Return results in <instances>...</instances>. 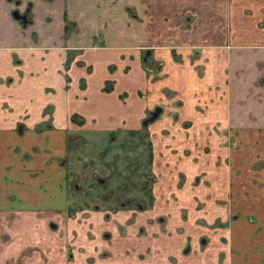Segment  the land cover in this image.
Instances as JSON below:
<instances>
[{
  "label": "crops",
  "instance_id": "obj_1",
  "mask_svg": "<svg viewBox=\"0 0 264 264\" xmlns=\"http://www.w3.org/2000/svg\"><path fill=\"white\" fill-rule=\"evenodd\" d=\"M75 2L77 3V0H32L30 23L21 26L11 17L13 7L11 2L0 0V221L10 218L13 222L6 240L0 242V264H7L22 251L31 253L30 256L23 257L25 260L23 264H149L151 261L155 264H194L188 256L191 249L183 252L182 247L179 251L178 246L183 242L174 238H170L169 246L159 252L168 258L159 257V260L153 261V257L144 255L143 259H140L141 252L136 251L140 250L139 247L132 246L131 243L125 244V234L120 235L117 232L118 227L111 221L115 218L122 226L127 216L126 210L117 212L109 220H103L101 212L95 210L96 207L87 213L86 222L80 223L78 234L76 230L75 235H72L76 247L84 248L79 252L81 258L73 263L65 259V233H70L76 225L73 220L75 217L68 215L67 212H70L69 206L75 205L74 196L78 192L76 188L73 193L68 190L67 172L64 162H61L66 155V141L83 140L81 136H84L92 140L96 146L104 145L108 136L116 131L121 139L130 138L128 136L131 135V131L141 129V120L148 110L156 105L163 106V114L148 123L147 127L152 123L162 127L161 123L166 121L165 127L168 122L170 125L173 124L172 137L163 135V129L150 135L157 138L165 136L159 142L162 148H166L165 143L168 140L173 142L172 146L178 147L175 148L177 152L182 148L190 149L187 156L182 158L177 156L179 164L176 166L177 171L185 172V183H188V180L197 174L211 172L209 160L212 158L213 150L205 153L203 148L194 147L193 141H204V137L209 139L207 128L213 119L223 121L222 127H227L225 115L221 117V113L224 114L222 106L216 108L221 104L219 100L221 87L220 90L214 87L216 82L221 81L219 70L227 66L226 62L220 58H211V55L214 56L216 53L215 50L212 53L202 52L193 57L196 59H192L199 62H195V65L201 66L196 72L193 70L195 65L186 63L188 57L182 50L178 52L181 54L178 60L174 58L169 46L171 40L180 43L172 28L183 22L180 13L185 11L184 2L170 9L169 5L173 6L177 0H166L163 3L164 8L159 10L161 12L153 15L152 29L166 28H160L156 34L155 30L151 31L153 37L147 38L146 35L140 44V39L130 38L135 37L134 35L124 36L123 32L121 36L109 34L104 36L103 30L106 28L103 29L99 24L106 20L110 0H87L85 8L92 14L88 15L87 23L93 24L94 16L97 17L96 23L92 32L90 28L85 43H72V39L77 37L76 31L65 35L63 27L66 21L75 22L77 26V22L72 20L74 16L67 13V10L73 11L76 8ZM160 2L163 1L142 0V4L149 10L152 5ZM193 2L198 4L204 2L201 7L209 4V0ZM41 6L48 8L43 16L46 19L38 21L35 25L36 13L40 14ZM138 7L140 11L141 5ZM175 11L179 14L173 16L172 13ZM161 15L166 17L165 21ZM233 24L236 29L238 23L233 21ZM126 26L130 28V25ZM209 26L216 28L221 24L209 22L205 28ZM249 27H253L252 23ZM142 28L143 26L139 28L141 35ZM101 29L102 40L93 43L92 38L99 34ZM198 36L202 38V46L208 44L207 32ZM130 40L133 42L130 44H138L140 47L128 48ZM75 44L79 46L78 49L72 48ZM148 48L153 49L150 56L160 62L161 67L160 77L146 83L141 51ZM70 50L78 52L67 65V54ZM217 55L219 56L218 53ZM231 57L233 63L228 65H234L236 69L232 71V76L230 75L234 102L229 103L225 110V113L229 114L228 126L249 127L257 132V128H264V92L259 88L249 90L241 86H245L250 75L256 78L264 76V48L235 50ZM79 60L84 64H76ZM93 65L100 70L95 78ZM86 66H90V71H87ZM64 73L70 79L67 88ZM215 74L219 75L220 80L215 78ZM80 79H83V87L78 85ZM250 79L254 81L253 78ZM108 84L112 89L110 87L109 91L103 90ZM44 87L50 91H45ZM165 90L173 91V95L167 96ZM141 92L143 95L139 96ZM174 92L183 100L181 109L175 104L170 107L167 105L168 101L176 98ZM224 102L223 100L222 105ZM47 103L53 108L50 116L42 113ZM199 103H202L201 108H196ZM186 105L190 113L183 115L182 110ZM213 107L219 115L211 118L209 109ZM71 114L79 115L83 119L81 124H77L71 118ZM185 121H190V126L185 128L187 135L190 136L175 129L179 123ZM217 135L218 133H214V136L210 137L212 141H217ZM187 144H190L189 147ZM200 145L203 143L198 144ZM78 149L68 152L69 168L73 174H78L76 156L73 154ZM165 152L163 149L161 153L166 154ZM162 160L166 162L167 156L164 155ZM218 169L219 167L213 171L216 177L211 186L225 188V178L218 174ZM172 183H175L174 180L162 181L159 192L163 193L160 190L167 189ZM198 189L199 186L193 187L187 192L195 193ZM163 194H166V191ZM156 201L159 205L163 203L161 197H156ZM84 211L86 210L78 207L70 213L78 217L83 215ZM171 217L172 214L168 218ZM51 222L56 223L55 230L49 228L48 224ZM91 222L93 228L90 230L93 231L94 237L88 234L93 238L87 239V243V240L83 241L82 227ZM253 225L241 217L239 222H234L233 228H229L231 235L230 230H226L230 240L222 243L224 262L198 263L258 264L259 260L264 262V227L259 228L258 233L254 234L253 229L257 225ZM98 234H101V238ZM95 246L96 249H91ZM39 252L43 255H36ZM44 254L48 257L47 263L41 260L45 259Z\"/></svg>",
  "mask_w": 264,
  "mask_h": 264
},
{
  "label": "rangeland",
  "instance_id": "obj_2",
  "mask_svg": "<svg viewBox=\"0 0 264 264\" xmlns=\"http://www.w3.org/2000/svg\"><path fill=\"white\" fill-rule=\"evenodd\" d=\"M162 1L163 2L157 5H152L151 10H149L145 4H142V0H135V2L133 0H129L128 2L126 0H110V6L107 8L106 20L98 24L103 29L106 28L103 30L104 36H107V34L111 36H121L123 32L124 36L134 35L135 37L130 38L140 39V44L143 41V37L145 38L146 35L147 38L153 37L151 31L155 30L154 32L156 34L159 30L166 28L160 27L161 29H152L153 15L158 14L161 12L159 10L164 8L163 3L166 0ZM193 1L177 0V3L175 2L173 6L169 5L170 9L182 5L183 2L185 6V11L180 13L183 22L172 28L176 39H179L180 43L171 40L169 46L174 58L180 60L181 54L178 52L182 50L188 57V59L185 60L186 63H190L192 66L199 63L196 60H192L196 59L193 58L195 55L202 52L206 53V51L212 53L214 50L216 53L214 56L211 55V58H220V60L222 59V61L226 62L227 66H223V70H219L221 81L219 83L216 82L214 87H218L219 90L221 87L222 92L219 94V97H221L219 98L221 104L217 105L216 108L222 106L224 114L222 112L221 117L225 115L224 119L227 127H222L223 121H215V119H213L211 120L212 124L207 128L209 139L204 137V141H193V146L203 148L205 153L213 150L211 155L212 158L209 160V171L211 172L209 174L202 173L203 175L197 174L188 180V183H185V172L179 169V171H177L176 166L179 164L177 163L178 157L182 158V156H186L190 149L182 148L180 152H177L175 148L178 147L172 146L174 145L173 142H168L167 140L165 143L166 148H162L159 143L161 142L160 139H164L165 136L172 137L174 135H172L173 124L170 125L168 122L167 127H165L166 121L161 123L163 124L162 127H159L157 123H152L148 127L131 133V135L128 136L130 138L124 139L127 141V148L130 150L127 158H130L131 163L129 167L126 165L127 161L123 164L119 163L118 166L115 167L110 173L112 176L110 178V185L113 189H116L117 183L122 181V173L128 176V178H126L128 181L124 187L116 189L117 192H119L118 196L125 200L124 204L129 208L126 209L127 216L122 226L119 225L116 227H118L119 230L117 229V232H119L120 235L125 234V244L131 243L132 246L139 247L140 250L136 251L141 252L139 254L140 259H143L144 255L153 257V261L159 260V257H165L166 255L160 254L159 252H162L161 249H165L166 246H169L170 238H174L178 239L179 242H183L178 246L179 251L185 246L191 249L188 256L190 260H193L194 264H200L198 262L201 261L210 263L224 262L225 253L222 243L230 240V237L226 234V230H230L229 228L231 227L233 228L234 222H239V219L243 217L248 222L257 225H253V230H255L254 234L258 233L259 228L262 229L264 227V128H257V132L260 134H257L254 129L252 130L249 127L233 126L229 128V123H227L229 114L228 112L225 113L229 103L234 102L233 94H231V92L234 91L231 85L233 83L230 84V80H232V71L236 69V66L228 65L229 63H233L231 54H234L235 50L239 49L254 50L257 48L259 49V47L264 48V0H209V4L204 7H201L204 5V2L198 4ZM86 2L87 0H77V3L75 2L76 8L73 11L67 10L69 16H74L72 20L77 22L76 26L75 22L66 21V29L63 30L65 35H68V32L71 33L72 31H76L77 37L76 39H72V43H85L89 36L90 28L92 32L96 23V16H94L93 24L92 22H90V24L87 23L88 15L92 14H89L88 12L90 11L85 8ZM139 4L141 5L140 11L138 7ZM21 9L22 7H20L19 10ZM47 11V7L40 8V14L38 15L36 13L35 25L38 21L42 22L46 19V17L43 18V16ZM178 14L179 13L176 11L172 13L173 16ZM52 19H54L53 16ZM165 20L166 17L163 16V21ZM233 21L238 23L239 28L236 26V29H234ZM209 22L220 23L221 26L216 28L209 26V28H205ZM250 23H257V30L249 27ZM126 25H130V28ZM142 26L143 33L141 35L139 28ZM203 32H207L209 38L208 44L204 46H202V38L198 36V34ZM100 33H102V29L99 34L92 38L93 43H99L102 40V34ZM183 42L187 44H181ZM233 42L236 43L233 44ZM125 43H127V41H125ZM130 43H133L132 40L127 44L128 48L138 49V47H140L138 44ZM190 43L194 44L192 45ZM76 45L77 44L72 48L74 49L75 47V49H78L79 46ZM149 49L151 48L142 49L141 51L143 59L142 68L145 70L146 83L153 82L160 77L159 70L161 67L159 65L160 62L155 59L153 60L150 56V51L153 49ZM76 52L78 51H68L67 65L69 61L74 58ZM76 64L81 65L84 63L79 60ZM92 67L94 69L95 65ZM86 69L90 71V66H86ZM198 69H201V66L195 65L193 67V70L196 72H198ZM99 72V68H95L94 78ZM63 78L66 82L65 88H67L70 80L69 76H66L64 73ZM215 78L220 80L218 74H215ZM248 78L249 81L247 80L245 86L241 87H245L249 90H257V88H259L264 92L263 77L256 78L250 75ZM250 78H253L254 81ZM50 81L54 82L51 79ZM110 83L112 85L113 81L111 80ZM78 85L79 87L84 85L83 79L78 81ZM44 89L45 91H50L49 88L44 87ZM165 92L167 96L173 95V91L165 90ZM141 95H143L142 92L139 93V96ZM174 95H176V98L173 97L174 99L168 101L167 105L170 107L175 104L181 109L183 100L177 97L176 92H174ZM197 100L199 99L197 98ZM223 100L225 102L222 105ZM205 104L206 103H204V105ZM211 104L212 100L209 102L210 107ZM201 105L202 103L197 104L196 108H201ZM44 106L42 113L50 116L53 110L51 104L47 103ZM189 113L188 106L186 105L182 110V114L188 115ZM216 114L218 113L214 107L209 109V116L211 118L217 117ZM70 116L73 115L71 114ZM182 123H179V126H176L175 129L176 131H181L183 129V133L187 135L185 128L190 126V121ZM162 129L163 135L165 136L157 138L150 135L151 133H158L159 130ZM189 132L191 133V131ZM214 133H218L216 142L212 141L210 138L214 136ZM188 135L190 136V134ZM192 135V139H194V134ZM81 137L84 139L83 143L80 145L83 149H78L73 153L75 156H79L80 164H78V166H82L83 163H85L86 155L90 156L95 161L105 162L109 160L111 149H116L115 144L122 138L116 131L113 141L108 140L107 144H104V146L101 144L96 146L92 140L84 136ZM73 141L67 142L69 146L68 149L71 151L73 149ZM95 143L97 144L99 142ZM199 143H203L204 146H198ZM106 145L109 150H105L106 153L101 152L105 149ZM189 145L190 144H187L186 146L189 147ZM163 149L166 151V154L161 153ZM164 155L168 158L166 162L162 160ZM218 167V174L225 178V188H212L211 186L216 177V173H213V171ZM202 177L204 179H202ZM164 180H167V182L174 180L175 182L171 185L169 184L167 189L160 190L163 193L166 191V194L159 192V186ZM91 185L94 186L93 183ZM110 185L108 183L109 187ZM185 185H187V188H185ZM198 186L199 189L195 193L189 194L187 192L190 188H196ZM156 197H161L163 201L162 205L158 204ZM76 205L77 204L71 206L72 211L78 208L75 207ZM171 214L172 217L169 219L168 217H170ZM208 214H210V220H208ZM69 215L73 218L75 217L73 220L76 222V225L75 228L71 229L70 233H65L64 244L67 252L73 255L72 262L69 263H73L78 261V258H81L79 252H82L83 247H76L72 235H75L74 233H76V230L78 234V226H80V223L86 222V220L83 219L86 216H83L85 215L83 214L76 217L74 216L75 214L71 213ZM158 217L163 218V220L159 221L160 219H158ZM107 219L109 220V218H105V220ZM12 223L10 218L0 221V242L6 240L8 231L12 228ZM116 227L114 228L116 229ZM82 228L83 241L94 237L93 231L90 230L93 228L92 222L83 225ZM88 234H92L93 237H89ZM98 235L101 238V234ZM201 238L204 239V243L202 244L200 243ZM102 242L104 241L102 240ZM102 244L104 245V243ZM73 247H76V250H73ZM96 248L95 246V248L91 249ZM34 249L35 246H33V250ZM37 251H40V249H37ZM199 251L205 252L201 253ZM25 255L30 256L31 253L22 251L16 254L13 260L8 263L6 260L5 263L23 264L25 261L23 257ZM36 255H43V253L39 252L36 253ZM44 258L45 259L41 260H45V263H47L48 257L46 254H44ZM166 258L168 257L166 256ZM65 259L67 262L69 261L66 255ZM149 264L155 263L151 261ZM258 264H264V262L259 260Z\"/></svg>",
  "mask_w": 264,
  "mask_h": 264
},
{
  "label": "flooded vegetation",
  "instance_id": "obj_3",
  "mask_svg": "<svg viewBox=\"0 0 264 264\" xmlns=\"http://www.w3.org/2000/svg\"><path fill=\"white\" fill-rule=\"evenodd\" d=\"M12 4V10H19L20 7H22L21 10H19L21 13H24L27 19V22L25 25L30 23L31 20V9H32V0H9ZM11 10V11H12ZM20 23V22H19ZM21 26L22 25L20 23ZM253 29L257 30V23L253 24ZM65 30V26L63 27ZM261 78L264 76H260ZM82 85L81 87H83ZM109 86L112 89V86L109 84ZM160 108V112L157 114V116L152 119L151 121H147L145 124H142V121L145 120L146 118L149 117L150 112L154 110V108ZM163 106L156 105L150 110L147 111L146 116L141 120V126L140 128H145L147 127V124L156 120L159 115L163 114ZM166 110V109H165ZM71 116V118L77 123L81 124V121L83 120L79 115H74ZM183 133V129L181 130ZM131 133H135V131H131ZM116 133H111L105 144H107L108 140L113 141L115 138ZM84 139H78L74 140L72 143V151L75 149L80 148V145L83 143ZM121 141V142H120ZM68 141H66V155L65 157L61 160V162H64V166L67 172V185H68V190L73 193L74 188L78 190L76 192V195L74 196V202L77 204L75 207L82 208V210H86L83 212L85 216H87V213L89 211H92L94 207H96L95 210H98V212H101L103 220L106 218H111L112 215H115L117 212H124L123 209H129L126 207L127 205L124 204L125 200L121 199V197L118 196V193L116 189H121L124 187V185L127 183L128 176H125V174L122 173V181L117 183V188L113 189L112 186L110 185V178L111 172L115 169L118 164H123L126 163L128 167L130 166V158H127L128 152L130 150L127 148V141L124 139L118 140V142L115 144L116 149H111V155L110 159L101 162V161H95L92 159L90 156L86 155L85 163H83L82 166H78L80 164L79 156H76V171H78V174H73L71 172L72 170L69 168V153H68ZM120 144V145H119ZM104 146V145H103ZM119 146V147H118ZM108 146L106 145L105 149H103L101 152L106 153L109 149H107ZM83 149V147H82ZM81 149V150H82ZM106 150V151H105ZM71 151V152H72ZM190 152V151H189ZM188 155V154H187ZM186 155V156H187ZM125 178V179H124ZM94 184L92 186L91 184ZM108 183L110 187L108 186ZM120 186V187H118ZM83 197V198H82ZM91 202V203H90ZM72 207L69 206V210L71 212ZM70 212H67L69 215ZM75 216V215H74ZM85 220V218H83ZM160 219L159 221H162L163 218L158 217ZM116 226H119L120 223L114 218L111 220ZM49 228L52 230V228L55 230L56 229V223H49L48 224ZM121 226V225H120ZM108 235V234H107ZM203 240V241H202ZM200 243H204V239H200ZM73 250H76V247L72 248ZM183 252H187L189 250L188 246H185L183 248ZM65 255L67 258H69V261H72L73 255L70 252H67V249H65ZM102 256V255H101ZM104 257V256H103Z\"/></svg>",
  "mask_w": 264,
  "mask_h": 264
},
{
  "label": "water",
  "instance_id": "obj_4",
  "mask_svg": "<svg viewBox=\"0 0 264 264\" xmlns=\"http://www.w3.org/2000/svg\"><path fill=\"white\" fill-rule=\"evenodd\" d=\"M10 14L13 19L20 22L22 25H25V23L27 22L25 14L21 13L19 10H12ZM159 112L160 108H154V110L150 112L149 117L142 121V124H145L147 121H151L152 119H154Z\"/></svg>",
  "mask_w": 264,
  "mask_h": 264
},
{
  "label": "trees",
  "instance_id": "obj_5",
  "mask_svg": "<svg viewBox=\"0 0 264 264\" xmlns=\"http://www.w3.org/2000/svg\"><path fill=\"white\" fill-rule=\"evenodd\" d=\"M103 90H105V91H109V90H110V86H109V84H108L107 86H104V87H103Z\"/></svg>",
  "mask_w": 264,
  "mask_h": 264
}]
</instances>
